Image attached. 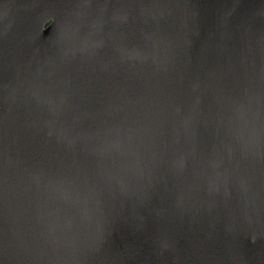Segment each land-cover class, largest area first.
Listing matches in <instances>:
<instances>
[{"label": "water", "instance_id": "95a60500", "mask_svg": "<svg viewBox=\"0 0 264 264\" xmlns=\"http://www.w3.org/2000/svg\"><path fill=\"white\" fill-rule=\"evenodd\" d=\"M0 264H264V0H0Z\"/></svg>", "mask_w": 264, "mask_h": 264}]
</instances>
